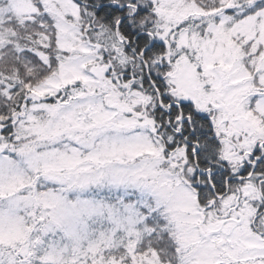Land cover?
<instances>
[{"label": "snow or ice", "instance_id": "6c2138e0", "mask_svg": "<svg viewBox=\"0 0 264 264\" xmlns=\"http://www.w3.org/2000/svg\"><path fill=\"white\" fill-rule=\"evenodd\" d=\"M0 264H264V0H0Z\"/></svg>", "mask_w": 264, "mask_h": 264}]
</instances>
